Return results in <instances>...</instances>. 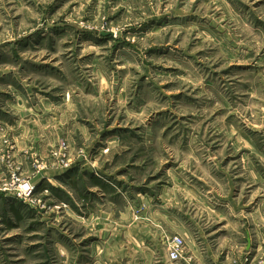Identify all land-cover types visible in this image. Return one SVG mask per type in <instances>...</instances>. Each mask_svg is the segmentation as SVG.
<instances>
[{
    "label": "clouds",
    "instance_id": "clouds-1",
    "mask_svg": "<svg viewBox=\"0 0 264 264\" xmlns=\"http://www.w3.org/2000/svg\"><path fill=\"white\" fill-rule=\"evenodd\" d=\"M34 2L47 5L51 0ZM75 2L68 0L55 15L46 14L40 7L36 11L25 10L26 5L19 0L0 3V26L5 33H11L5 35V40H19L29 32L42 30V42H29L28 50L16 49L21 59L13 68L15 78L25 89H58L53 95L62 101L58 107H49L47 98L39 94L29 93L25 99L11 84L0 86V91L12 92L16 101L4 104L2 110L18 117L12 123L0 120V191L16 194L20 184L26 183L32 191L24 202L36 208L45 221L36 234L43 238H26L14 251L15 259L22 264H125V256L135 259L137 252L143 251L151 257L152 264H171L169 238L158 224L160 239L153 244L155 252L133 249L131 241L127 242L125 252L126 244L118 239L117 229L122 231L124 220L135 216L136 209L142 212L148 207L145 193H155L153 199L160 198L164 187L161 180L172 177L175 181L179 177L190 183L187 174L195 176L199 172L212 187L211 193L205 190L200 195L211 208L220 206L224 214H214L209 208L205 222L193 233L195 239L187 232L180 233L183 246L175 249L176 264H181L185 255L189 264H248L247 254L253 251V245L257 241L264 245V176L242 168L240 161L224 168L221 164L225 155H236L229 144L235 147L240 143L247 127L240 115L246 109L241 107L237 111L229 101L238 93L245 95L242 90L246 85L252 89L248 96L255 93L264 100V5L255 7L259 0H212L211 4L201 0L196 15H207V10H212L208 23L215 21L218 30L223 29L218 36L220 45L227 44V48L210 60L201 58L200 63L206 68L195 67V62L185 64L186 70L189 65L192 70L187 71V78L176 77L178 85L185 91L193 81L201 87L195 110H182L183 98L164 97L161 86L171 83L172 77L148 67L153 63L145 53L152 46L148 37L159 33L150 32L141 38L127 32L133 22L139 23L136 16L143 6L137 0H97L93 10L84 11L91 0H81L78 8L67 13L69 4ZM192 2L188 0L182 12L175 14L189 11ZM121 8L127 12L116 16ZM21 12L23 16L16 21L19 27L13 30L12 21ZM106 15L116 18L106 22ZM58 24L71 27L61 33L52 31V26ZM180 47L183 49V45ZM209 47L218 45L213 43ZM198 50L193 49L188 55ZM0 51L14 55L12 47ZM178 55H183V51L177 53L173 49L172 60L164 62V66L180 67L185 61L175 63ZM45 56L47 59H43ZM41 60L57 71L41 76L18 70L25 61L35 64ZM239 63L258 66L259 72L230 73L205 83L213 72L220 71L214 65ZM121 68L128 71L122 72ZM7 70L5 67L4 71ZM141 75H146L143 83H139ZM174 104L177 107L173 111L164 112ZM161 112L164 114L157 115ZM217 112L220 115L213 120ZM185 115H189V120L179 119ZM229 116L233 119L226 123ZM257 116L264 128V107ZM112 128L117 130L111 131ZM217 142L218 150L210 151L211 144ZM209 172L226 175L213 180ZM239 177L243 181L236 183ZM234 185L238 191L232 198ZM168 190L177 191L178 187ZM221 198L228 202L223 203ZM141 201L143 208H139ZM249 205L254 207L246 212ZM117 214L120 225L113 219ZM221 220L228 221L227 235L216 239L204 235ZM252 224L255 228L248 227ZM32 235L27 233L26 237ZM90 236L100 239H89ZM137 236L140 237L139 231ZM33 243L41 247L30 255L25 253L24 249ZM225 249L227 255L220 262ZM256 259L264 264V252ZM0 264H5L2 257Z\"/></svg>",
    "mask_w": 264,
    "mask_h": 264
},
{
    "label": "rangeland",
    "instance_id": "rangeland-1",
    "mask_svg": "<svg viewBox=\"0 0 264 264\" xmlns=\"http://www.w3.org/2000/svg\"><path fill=\"white\" fill-rule=\"evenodd\" d=\"M6 0H0V3H5ZM21 4L26 5V9H32L36 11L37 7L44 8L46 14L55 15L56 12L60 11L68 0H51V3L47 5H36L34 0H19ZM81 0H76L75 3H70L67 8V13H71L73 8H78ZM205 3H212V0H204ZM97 0H91V3L84 11L93 10L94 5ZM138 4H141L142 10H140L139 15L136 16V20L139 23L133 22L131 26L127 29V32H133L138 34L141 38L148 36V33H159V35L148 37L151 47L145 49V53L153 63H150L148 67L150 69H155L157 72L164 73L169 77H172L171 83H165L161 87L164 89V97L168 100H181L183 98L184 103L180 105L182 110H187L191 108L195 110L197 101L200 97L197 95L200 91V85H197L194 81L190 86H187V91L183 87L178 85L176 77L184 76L187 78V71L192 70V66L185 68V64L188 62H195V67L206 68L205 65L200 63V59L207 57L209 60L213 55L217 54L222 48H227V44L220 45V40L218 36V31L222 32L223 29L217 28L215 21L208 23L212 16V10H207V15L199 16L196 15L197 8L199 7L201 0H193L191 8L187 12H183L180 15L175 13H180L185 8L188 0H137ZM172 4L174 6L170 7ZM264 5V0H259L255 7L259 8ZM101 9V12H104ZM127 12V9L121 8L117 11L116 16H120L121 13ZM23 12L15 17L12 21L13 30L19 27L16 21H19L23 16ZM116 16H105V21H111L116 18ZM85 21L87 17H84ZM216 19H219L217 15ZM71 27V25H53L52 31L61 33L65 28ZM166 30V31H165ZM41 31L29 32L28 35L22 36L19 40H5V35H10L11 33H5L3 26H0V49H5L12 47L13 56H9L7 53L0 51V86L6 87L11 84L16 93L27 99V95L30 93L32 95L39 94L42 97L47 98L49 107H58L61 103V98L59 96H54L53 93L57 92L58 89H53L52 92H41L39 88H28L25 89L19 84L18 80L15 78L13 68L15 63H18L21 57L16 54V49L28 50L31 47L29 42L38 44L42 42L43 37H41ZM33 38H36L35 40ZM127 43L126 41H122ZM215 43L218 45L217 48L209 47V45ZM183 45V49H181ZM51 47V44L49 45ZM175 49L177 53L183 51V55H178L175 57V63H180L182 60L185 63L181 64L180 67L175 66H164V62L172 60V51ZM193 49H199L195 51L193 55H188ZM43 59H47L45 56ZM7 67L8 70L4 71ZM215 68H220V71L213 72V76L209 78V83L212 78L227 76L228 74H240L247 71L259 72L258 66L254 68L251 63H239V64H228L226 67H221L219 64L214 65ZM20 72H35L41 76L51 75L53 72L57 71L52 64H45L41 60L39 63H32L31 61H25L24 65L18 69ZM120 71H128V69L121 68ZM136 71V69H133ZM207 71L211 72L212 69L208 68ZM146 79V75H141L139 83H143ZM182 83V82H181ZM245 95L241 96L239 93L232 97L229 103L232 107H235L237 111L242 107L246 109V113H240L243 119L247 122V127L245 128V135L242 137L240 143L235 147L229 144V149L236 153L234 156L225 155L224 163L221 164V168L226 167L229 163L233 161H240L241 167L250 168L252 171L256 172L258 177L264 176V128L261 127V122L258 119L257 114L260 112V108L264 107V100L258 99L257 95L253 93L248 96L247 93L251 92L252 89L249 86H245L242 90ZM190 93V94H189ZM6 103L15 104V98L12 92H2L0 91V120L8 123H12L14 118L6 111L2 110V107ZM25 107H31V105H25ZM177 106L172 105L171 109H165L164 112L173 111ZM39 116V113H36ZM164 113H157V115H163ZM47 115L50 118L55 119L52 112H48ZM220 112H217L212 119L214 120L216 116H219ZM182 121L189 120V115L179 117ZM233 119L232 116L227 118L226 123ZM231 127V125H229ZM111 131H116V128L110 129ZM223 135V134H221ZM213 139H216L215 137ZM219 142L216 144H211L210 151L215 152L219 148ZM243 158V159H242ZM194 162V161H193ZM132 167V165H130ZM195 171V169H193ZM121 172H127V169H121ZM118 175L120 173H117ZM19 175V173L17 174ZM159 175V174H157ZM188 178L190 183H185V181L179 177L173 181L172 177H168L167 180H161L160 184L164 185L159 192V199H153L156 194L148 195L147 199L149 201L148 207L143 208L144 202L141 201L139 208H143V211L135 210V216L125 219L121 228L118 227V239L120 242L125 243L128 247L127 242L131 241L130 247L133 249L145 248L148 245L154 244V241L160 239L159 231L156 227L158 224L161 229H164V235L169 238L168 248L172 245V240L175 237H179L181 232H187L189 236H193L194 232L199 231V224L205 222V218L209 215L207 209L211 208L200 195L203 191L207 190L209 193L212 192V187L210 186L209 180L202 173L197 172L195 176L188 173ZM226 175L225 173L213 174L208 173L213 180H218L219 177ZM154 179V178H150ZM243 177H239L236 183L242 182ZM123 183V182H121ZM172 187H178L177 191H169L168 189ZM24 189L25 191H23ZM199 189V192L197 191ZM31 188L26 183H21L16 194H12L8 191H0V257L3 258L5 264H22V261L15 259L13 253L19 248L21 244L24 243L25 239L29 240H39L43 237L36 235L41 232L45 221L41 218V213L30 203H25L24 198L28 197ZM238 189L235 185L232 188L231 197L234 198ZM222 199L223 203H227L226 199ZM257 197V202L259 201ZM246 202V200H245ZM166 205V206H165ZM254 205H249L246 212H249ZM75 210V209H74ZM211 212L218 215H223L224 212L221 210L220 206L216 208H211ZM154 213V214H153ZM113 219L117 220V224L120 225L119 214L115 215ZM148 223V224H147ZM128 224L132 227L129 229ZM147 224V232L153 233L155 239L152 236L149 238L141 239V235L145 231L142 230V226ZM228 224L227 220H221L204 233L209 239H216V237L227 235L229 229L226 227ZM249 228H255V224L249 225ZM219 229V231H217ZM137 231L140 232V237L137 236ZM157 231V232H156ZM264 232V229H261ZM215 233V236H211V233ZM27 233H33L32 236H27ZM125 233L127 235H125ZM247 235V231L245 232ZM89 239L99 240L100 237H89ZM142 242L144 243L142 245ZM198 246V245H197ZM41 245L33 243L24 249L25 253L31 254L33 250L40 248ZM154 248V247H153ZM156 250L155 248L153 249ZM261 252H264V245H261L258 241L253 245V251L247 254L248 264H259L256 259ZM227 255V250L225 249L224 255L220 257V262H222ZM129 264V263H128ZM130 264H133L130 262ZM171 264H176V262ZM181 264H189L188 256L185 255Z\"/></svg>",
    "mask_w": 264,
    "mask_h": 264
},
{
    "label": "crops",
    "instance_id": "crops-1",
    "mask_svg": "<svg viewBox=\"0 0 264 264\" xmlns=\"http://www.w3.org/2000/svg\"><path fill=\"white\" fill-rule=\"evenodd\" d=\"M154 214V213H153ZM148 224V223H147ZM147 224H144V226H142V230L145 231L143 233V235H141V239L144 240V238H149V236H152L154 237V234L151 233H148L147 232V228L149 226H147ZM122 227V226H121ZM157 232V231H156ZM155 243V241H154ZM144 243L142 242V245ZM138 249V248H137ZM139 249H150L151 251H153V246L152 245H148L147 247L145 248H139ZM156 250H154L155 252ZM125 252H127V247L125 248ZM141 257H144L143 259H141ZM125 264H128L129 262H132L133 264H152V260H151V257L148 256L147 252H143V251H140V252H137V255H136V258H132V257H128V256H125Z\"/></svg>",
    "mask_w": 264,
    "mask_h": 264
},
{
    "label": "built area",
    "instance_id": "built-area-1",
    "mask_svg": "<svg viewBox=\"0 0 264 264\" xmlns=\"http://www.w3.org/2000/svg\"><path fill=\"white\" fill-rule=\"evenodd\" d=\"M23 191H25L24 189H22ZM173 240H175V244H173L172 242V245L171 247L169 248L170 252H171V256H172V260L171 262L174 263L176 262V260L178 259V257L176 256V252H175V249L176 247H181L183 246L181 244V240L179 239V237H175Z\"/></svg>",
    "mask_w": 264,
    "mask_h": 264
}]
</instances>
